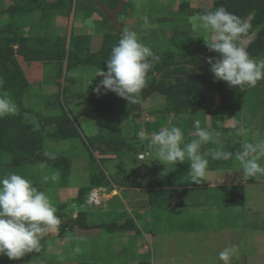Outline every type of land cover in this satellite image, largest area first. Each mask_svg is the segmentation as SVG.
I'll return each instance as SVG.
<instances>
[{
  "label": "rangeland",
  "instance_id": "obj_1",
  "mask_svg": "<svg viewBox=\"0 0 264 264\" xmlns=\"http://www.w3.org/2000/svg\"><path fill=\"white\" fill-rule=\"evenodd\" d=\"M64 1L71 3L70 10L65 7L60 11H55L51 14V18L41 15L39 11L31 12L24 20V32L29 36H40L47 32L49 35H62L67 38L71 32L73 35H82L81 33L87 32L89 36L93 35L94 40L91 47L94 51L103 34L98 24L100 16L94 12L87 13L88 3L85 1ZM126 1L131 3L132 8L127 10L126 16L122 15L119 18L120 23L123 24L121 36L126 31H134L141 42L150 47L155 55L163 54L170 58L179 56L187 61L197 60L195 65H185L189 69L193 67L195 71H199L204 66L206 59L198 61V57L202 56V51L208 48L206 40L211 39L213 34L198 28L197 15L194 11L208 9L216 0ZM181 4H188L187 15L180 13ZM11 5L12 0H0V12ZM145 15L148 17V25H145L141 19ZM6 17L0 14V27L8 22ZM177 20L181 21V29H177L180 26L176 24ZM183 29L190 30L194 38L192 45L195 44V48L188 47L189 49L185 50L181 41ZM250 41V38H245L241 47L245 48ZM0 44L7 45L9 41L1 40ZM168 46L174 49L166 51ZM14 56L30 83V89L23 100L24 106L31 111L27 117L28 121L36 129H40L39 120H45L59 113L57 102L59 101L78 131L79 138L68 141L45 139L47 152L56 155L67 154L73 159L71 184L75 186L60 189L57 195L54 194V188L47 190V196L51 201L58 196L64 202L75 195L78 186L87 184L88 174L85 168L90 160V152H92L91 149H87V145L94 136L99 134L100 126H104L107 121V117L101 111L92 107L95 101V96L92 97L93 87L103 77L95 76L98 71L96 68L87 67L71 73L63 69L62 77L56 79L52 65H46L41 61L27 64L23 54L15 52ZM262 57L264 60V54ZM65 90L68 93L66 97L65 93L62 95ZM243 90L244 95L250 99H246L240 111L243 112L246 108H250L249 113L243 114L241 119L238 116L231 121L238 125V130H229V134H220V136L228 135V138L234 141L229 144L232 151L236 149V143L240 142L241 129L246 132L244 134L246 142L264 139V88L257 85L255 88L246 87ZM58 93L59 99L57 100ZM216 101H218L217 98ZM164 104L165 101L161 96L152 95L138 107L140 117H133L128 123L121 125L120 136L125 139L137 138L144 141L138 135L135 137L132 130L136 127L144 129L146 123L151 124L156 116L162 113ZM203 115L200 114L196 120L200 121L202 128L209 129L207 117L204 121ZM181 118H183V124H180L182 128L193 127L195 119L191 121L185 116ZM160 120L165 127H174L177 119L170 115ZM43 123L45 124L44 130H51V126ZM221 126L219 124V127ZM215 132L216 130L213 134L214 139H216ZM204 146L208 149L213 146L215 149L231 152L225 148V146L229 147L227 143L220 141V138L218 143L209 142ZM153 151H155L154 148ZM94 156L98 162L101 158H107L108 162L102 165L107 175L111 174L109 168L112 166H115L117 171L132 170L135 167L130 155L119 159L113 156H100L97 153H94ZM262 158L259 162L264 165V157ZM207 159L210 168L224 167V164L226 168H230L234 172L231 177L232 181L228 179L229 182L225 187L221 186L223 183H212L210 188L213 189H205L204 186L208 185L210 178L215 177L217 181L224 182L227 177L225 171L216 175L208 172V180L200 184L198 189H194L192 193L190 192L181 199L177 198L185 205L182 208L159 210L147 207L145 188L128 191L125 194L122 193L124 189L113 187L110 193H104L108 192L107 190H93L87 196L86 201L91 207L90 211H96L100 203H104L110 210H115L117 209L115 202L119 199L118 209L122 208L130 217L136 218L140 235L127 233L124 236H117L100 231L98 228L82 229L78 226L72 237L59 238L60 231L58 234H49L44 237L45 241L41 243L40 252L28 253L15 262L6 256H0V264H223L218 255L225 247L232 245L236 246L239 253L233 258L232 264H264V176L245 177L234 153L233 158L228 161L221 160L213 163L214 159ZM154 161L153 157L148 156L144 161H139L138 167L135 168L138 176L145 175L144 178H146L147 171L154 166ZM189 164L190 161L186 158L181 165L162 172L161 179L173 183L177 181L178 184L181 183L184 188H187L192 183ZM144 165H147V168H144ZM10 173H16L31 180L38 190L43 188V183H45L43 178L49 177L46 168L36 165L16 169V171L2 167L0 168V179ZM155 176L153 175V179ZM177 177L178 180H176ZM246 181L249 183L244 185L243 206L231 207L227 193L220 198L215 197L220 192L218 190L216 193V188L223 187L224 190V188H229L230 184H242ZM47 182L52 183L51 177ZM96 198L98 202H91V199ZM89 220L99 221L94 217ZM191 225L197 229L196 232H190ZM77 247L80 249L79 252L74 251Z\"/></svg>",
  "mask_w": 264,
  "mask_h": 264
},
{
  "label": "trees",
  "instance_id": "obj_2",
  "mask_svg": "<svg viewBox=\"0 0 264 264\" xmlns=\"http://www.w3.org/2000/svg\"><path fill=\"white\" fill-rule=\"evenodd\" d=\"M82 1L88 3L87 13L94 12L101 17L98 24L104 33L95 52L91 51L90 36L73 35L71 32L67 39L62 35H49L47 32L40 36H29L24 32V20L31 12L39 11L41 15L51 18V14L55 11H60L65 7L70 10V2L64 0H12V5L0 12L8 19V22L0 27V41H9L7 45L0 44V80L3 81L0 85V93H7L18 108L15 115L0 118V168L4 167L16 171L20 168L42 165L48 170L49 177H52L54 173H59L58 181H52L51 184L50 182L49 184L48 182L43 183V188L40 191L46 195L49 188H54V194L57 195L60 189L75 185L71 184L73 159L67 154L56 155L47 152L45 139L68 141L79 138L78 131L59 101H57L59 113L53 117H48V120H39L40 129H36L28 121L27 117L31 111L24 106L23 100L30 89V84L14 54L15 52L23 54L27 64L41 61L46 65H52L55 69L56 79L62 77L63 69L68 73L87 67L107 71V59L121 35H118L110 26L92 0ZM122 1L123 9L120 16H126L127 10L131 9L132 6L128 1ZM100 2L110 8H116L120 0H100ZM221 6L251 25L247 35L243 36L238 44L241 46L245 38H250L251 41L245 49L252 59L262 60L264 54V0H216L210 8L197 10L194 13L197 15L198 13L213 11ZM179 11L187 15L189 12L188 4H181ZM176 24L180 25L177 29L182 28L180 20H177ZM182 31L181 41L185 50L195 48V44L192 45L194 38L190 30L183 29ZM173 49V47L168 46L166 51ZM157 56L159 60L152 64L147 74V86L142 90L139 104H128L125 99L111 91L98 97L90 89L92 90V97L95 96V101L92 103L93 109L96 108L101 111L107 117V121L104 126H100L99 134L94 136L87 145V149L92 150L90 160L85 168L88 174L87 184L78 186L75 195L64 202L58 196L52 201L50 200L57 209L56 215L62 221L58 234L59 238L72 237L78 226L82 229L98 228L100 231L117 236H124L127 233L141 234L136 218L130 217L122 208L118 209L119 199L115 202L117 205L115 210L106 208L105 204L102 203L96 211H90L89 208L91 207L86 198L93 190L105 189L109 192L113 187H118L124 189L122 193L127 194V190L145 188L147 207L151 209L185 207L182 200L178 201L177 198L185 197L194 189L189 187L174 188L173 182L162 180L160 176L164 169L162 162L155 160L154 166L149 169L146 178L139 177L135 169L133 171H117L115 166L109 168L111 174L107 175L102 169L103 163L108 162L107 158H101L98 162L94 153L106 157L113 156L115 159L130 155L134 165L138 163L137 156L142 153L148 154L149 158H154L155 153L151 151L153 147L149 146V141L152 134L165 127L161 124L160 118L174 116L177 119L174 127L181 128L180 124H183L181 117L185 116L192 121L193 119L196 120L200 114H204L203 116H209L210 121L217 126L218 122L225 118L240 116L244 102L247 98L250 99L244 95V90L242 92L239 87H232L222 80H214L207 62L199 71H195L193 67L189 69L186 66L195 65L197 60L187 61L179 56L170 58L163 54ZM207 57H213V62L221 58L218 53L206 48L202 51V56L198 57V61ZM261 81L257 85L264 88V80ZM64 93L66 97L68 94L66 90L62 92V95ZM58 95L59 93L57 100L59 99ZM152 95L161 96L165 104L162 113L158 114L151 124H145L144 129L149 134L150 139L141 141L137 138H122L119 133L121 125L128 123L133 117H140L138 107L150 99ZM215 95L220 98V102L217 104L213 101ZM249 109L246 108L244 112L249 113ZM43 122L51 126V130H44L45 124ZM139 130V127L132 130L135 137ZM84 145L86 146V143ZM240 150L242 149L236 147L230 151L236 154ZM45 153L54 156L55 159H50ZM261 159L263 158L261 157ZM153 175H156L154 179ZM193 186L191 183L190 187ZM228 201L231 207L243 206L244 187H231ZM74 214L75 218H73ZM91 217L98 218L99 221L89 220ZM44 241L45 238L43 237L40 243Z\"/></svg>",
  "mask_w": 264,
  "mask_h": 264
},
{
  "label": "clouds",
  "instance_id": "obj_3",
  "mask_svg": "<svg viewBox=\"0 0 264 264\" xmlns=\"http://www.w3.org/2000/svg\"><path fill=\"white\" fill-rule=\"evenodd\" d=\"M141 19L148 25L146 15ZM197 21L199 29L213 34L211 39L206 40L209 51H215L221 57L215 62L213 57L206 58L214 80L225 81L241 90L246 87L255 88L259 81L264 80V60L252 59L247 50L238 44L251 28L248 22L222 6L213 11L198 13ZM158 60L159 57L141 42L136 32L126 31L111 49L106 62L107 71L99 69L96 72L95 76L103 79L93 92L99 97L111 91L128 104H139L142 90L147 86V74L152 64ZM2 83L0 80V85ZM17 111L14 100L7 93H0V118L15 115ZM193 127L197 138L183 147V133L179 127H164L152 134L149 146L155 149L154 159L160 162L174 166L177 162H185L187 158L190 161L191 182L199 185L208 180L209 167V160L201 153V147L209 142L218 143V140L213 138L212 132L200 126L199 120L193 122ZM137 135L149 140V134L143 128ZM208 151L212 159L217 161L233 158L232 152L212 148ZM45 155L55 159L48 153ZM261 157H264V139L243 143L242 150L235 154L245 177L264 176V165L259 162ZM43 179L47 182L49 177L45 176ZM51 179L58 181L59 173H54ZM94 200L98 202L97 198ZM56 211L49 197L38 190L31 180L15 173L0 179V256L19 260L28 253L40 252L41 239L49 234L59 233L62 221ZM74 251L79 252V247ZM238 254V249L232 245L225 247L218 258L223 264H232L233 258Z\"/></svg>",
  "mask_w": 264,
  "mask_h": 264
},
{
  "label": "crops",
  "instance_id": "obj_4",
  "mask_svg": "<svg viewBox=\"0 0 264 264\" xmlns=\"http://www.w3.org/2000/svg\"><path fill=\"white\" fill-rule=\"evenodd\" d=\"M101 20V17L99 18V20L98 21H100ZM122 29H123V25H122ZM103 33H104V31H103ZM82 34V36L83 35H85V36H89L90 34L89 33H87V32H84V33H81ZM78 35V34H77ZM93 35H91L90 37H91V43L93 42V40H94V38L92 37ZM69 37V36H68ZM101 37H102V35H101ZM68 39V38H67ZM100 43H101V40H100V42H99V45H100ZM99 45H98V47H99ZM92 46V45H91ZM98 47H96L95 48V50L94 51H92V47H91V51L92 52H95L97 49H98ZM32 64H34V63H32ZM23 70V69H22ZM24 72V71H23ZM30 84V83H29ZM216 98L218 99V101H216ZM230 99V98H229ZM213 101H214V103H219L220 102V98L218 97V95H216L215 97H214V99H213ZM242 109V108H241ZM243 114H246L244 111L243 112H240V116H239V118L241 119V117H242V115ZM205 117H207V123L209 124V131L210 132H212V134H214V131L216 130V134L217 133H219V136L217 137L216 136V134H215V136H216V139L218 140L219 138H220V141H222V142H226L227 143V145L230 147V142L231 141H233V140H231L230 138H228V135H226V136H220V134H229V130H238L239 129V127H238V125L235 123H233V122H231V121H233V119H236V118H225L223 121H219L218 122V124H217V126L215 125V124H213L212 123V121H210V119H209V116H204V121H205ZM177 121V120H176ZM229 122H231L230 124H229ZM219 124L220 125H222L221 127H219ZM228 126H230V127H228ZM164 128V127H163ZM181 130H182V133H183V142H182V144H181V147H183V145L184 144H186V143H188V142H190L192 139H196L197 138V136H196V130H195V128L194 127H191L190 129H187V128H180ZM207 129V128H206ZM246 132H245V130H243V132H242V136H241V138H240V142H238V143H236V147H239V148H241L242 149V145H243V143H245L246 141H244V134H245ZM244 141V142H243ZM234 142V141H233ZM213 147V146H212ZM211 147V148H212ZM227 147V146H225V148L227 149H229V150H232V147ZM207 148V150H205ZM213 149H214V147H213ZM209 149H208V147H206V146H202L201 147V153L205 156V157H207V158H212L211 157V155L209 154V151H208ZM151 151L152 152H154L155 153V151H153V149H151ZM224 151V150H223ZM143 154V153H142ZM154 159V158H153ZM154 160H156V159H154ZM213 163H218L217 162V160H214L213 161ZM162 164L164 165V169L162 170V172H167L168 171V168H173V167H175V166H179V165H181L182 163H177V164H175L174 166L173 165H170V164H168L167 162H162ZM148 165V164H147ZM147 165H144V168H147ZM151 166V165H150ZM149 166V167H150ZM224 167H208V172L210 173V174H212V175H216L217 173H220L221 171H225L226 173H227V177H226V181H224V182H221L220 180L219 181H217V179L214 177V178H210V180H208V185L207 184H205V189H213V188H210V186H212L213 184L212 183H214V184H221V183H223V185H221V186H223V187H225V186H227V183L229 182V180L228 179H230L231 180V177H232V174L234 173L230 168H226V166H225V164L223 165ZM138 167V163H135V167L132 169V171L135 169V168H137ZM150 169V168H149ZM229 169V170H228ZM146 170V169H145ZM149 171V170H148ZM147 171V172H148ZM146 172V173H147ZM237 173V172H236ZM239 176H240V173L238 174ZM142 178H144L145 177V175H143V176H141ZM212 177V176H211ZM176 180H178V177H177V179ZM232 181V180H231ZM220 182V183H219ZM249 183V181H246V183H242V184H230V185H228L229 186V188H224V190H223V187L221 188H216L215 189V191H216V193H217V191L219 190L220 192L217 194V196H215V197H217V198H220V197H222V196H224L226 193V195H228L229 194V190H230V188L231 187H233V186H243L244 187V185L245 184H248ZM175 185H173L174 186V188H184V186L183 185H181V186H179L181 183H177V181L174 183ZM192 184L194 185L192 188L193 189H198L199 188V186H200V184L199 185H196L195 183H193L192 182ZM191 185V184H190ZM190 185H188L187 186V188L189 187L190 188ZM196 185V186H195ZM178 186V187H177ZM133 190V189H132ZM132 190H127V191H132ZM226 190H227V192H226ZM204 191H206V190H204ZM208 191H210V190H207L206 192H208ZM215 193V194H216ZM190 232H196L197 231V229L196 228H194V226H192L191 225V227H190ZM14 262L16 261V260H13Z\"/></svg>",
  "mask_w": 264,
  "mask_h": 264
},
{
  "label": "water",
  "instance_id": "obj_5",
  "mask_svg": "<svg viewBox=\"0 0 264 264\" xmlns=\"http://www.w3.org/2000/svg\"><path fill=\"white\" fill-rule=\"evenodd\" d=\"M95 6L103 13L110 26L116 31L118 35L122 32V24L119 21L120 13L123 9V1L120 0L116 8H110L100 2V0H92Z\"/></svg>",
  "mask_w": 264,
  "mask_h": 264
},
{
  "label": "built area",
  "instance_id": "obj_6",
  "mask_svg": "<svg viewBox=\"0 0 264 264\" xmlns=\"http://www.w3.org/2000/svg\"><path fill=\"white\" fill-rule=\"evenodd\" d=\"M147 156H148V154L139 155L138 156V160L142 162V161H144L146 159ZM92 201L95 202L96 200L93 199Z\"/></svg>",
  "mask_w": 264,
  "mask_h": 264
}]
</instances>
